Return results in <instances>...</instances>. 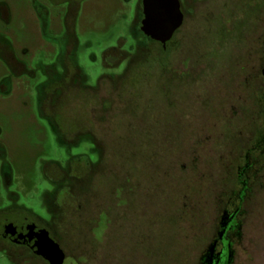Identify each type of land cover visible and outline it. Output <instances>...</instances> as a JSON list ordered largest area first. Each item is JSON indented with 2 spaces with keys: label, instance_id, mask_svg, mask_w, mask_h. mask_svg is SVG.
Returning a JSON list of instances; mask_svg holds the SVG:
<instances>
[{
  "label": "rangeland",
  "instance_id": "obj_1",
  "mask_svg": "<svg viewBox=\"0 0 264 264\" xmlns=\"http://www.w3.org/2000/svg\"><path fill=\"white\" fill-rule=\"evenodd\" d=\"M180 3L160 57L134 37L141 0H0V223L52 221L64 264H200L238 191L263 128L264 0ZM241 211L230 264H264V170Z\"/></svg>",
  "mask_w": 264,
  "mask_h": 264
},
{
  "label": "flooded vegetation",
  "instance_id": "obj_2",
  "mask_svg": "<svg viewBox=\"0 0 264 264\" xmlns=\"http://www.w3.org/2000/svg\"><path fill=\"white\" fill-rule=\"evenodd\" d=\"M188 1L189 0H184L185 5L190 7V5L187 4ZM195 1L198 3H204L208 0ZM254 1L258 3V0ZM254 1L251 0L253 6L259 4L258 6L262 7L263 0L258 4L254 3ZM185 18L186 15L184 14V22ZM183 26L184 23L180 29H182ZM170 42L167 43V51H169L168 45ZM67 44L68 45L64 47L62 58L63 60L65 59L62 62L64 69L67 68L66 62L68 63L70 61L73 54L72 46L69 43ZM7 54L9 57L8 59H10L9 53ZM9 65L11 73L13 74H20L23 69V65L19 62H11ZM69 65L70 63H68V67H70ZM262 75L264 77V69L262 70ZM176 80L179 81V79ZM178 84L181 85L183 83L180 82ZM260 131L263 132V134L261 136H255L254 143L244 153L237 165L235 188L238 187V191L233 193V197L228 200L224 209L221 211L215 234L212 236L204 254L201 256L200 264H230L231 262L233 246L240 235L242 216L241 206L244 202L245 194L249 190L257 173H261L264 170V124ZM103 213L104 212H101L100 214ZM9 214L10 215H5L4 221L0 223V241L6 245L5 247H0V251H2L3 254L7 258H10L15 264H22V262L24 263L25 261H30L31 264H40V261L49 264L44 258L37 254L39 243L38 236L40 235L41 230H46L49 232L50 238L56 242L48 227L52 221L47 222L42 220L24 209L10 210ZM10 225L13 226L12 231L14 234L7 233V227ZM27 254L28 256L24 257V255ZM21 256L22 258H20Z\"/></svg>",
  "mask_w": 264,
  "mask_h": 264
},
{
  "label": "water",
  "instance_id": "obj_3",
  "mask_svg": "<svg viewBox=\"0 0 264 264\" xmlns=\"http://www.w3.org/2000/svg\"><path fill=\"white\" fill-rule=\"evenodd\" d=\"M143 18L140 31L150 40L160 44L166 50L167 43L184 23V14L180 0H141ZM13 226L7 227V233L14 234ZM37 254L49 264H64L66 254L49 236V232L41 230L38 236Z\"/></svg>",
  "mask_w": 264,
  "mask_h": 264
},
{
  "label": "trees",
  "instance_id": "obj_4",
  "mask_svg": "<svg viewBox=\"0 0 264 264\" xmlns=\"http://www.w3.org/2000/svg\"><path fill=\"white\" fill-rule=\"evenodd\" d=\"M142 18H143V15H142V6H140V8H139V14H138V21L137 22L135 21V23L133 24V34H134V37L135 38H143L144 39V42L146 41L148 43L157 44L156 42H154V41L150 40L149 38L145 37L143 35V33L140 31V22H141ZM144 42L138 41L137 48L130 55L129 64H128L129 71L135 70V68H139V65L141 66L144 63V62L138 63L137 62L139 60L138 58H143L142 60L144 61V59L146 57H148L147 56L148 54H147V52H145L146 50L144 49V46H143L144 45L143 44ZM158 45L162 49V46L160 44H158ZM167 52H168L167 50H163L162 49V52L159 54L160 57L163 56ZM262 117H263V113H262ZM263 124H264V120H263ZM262 134H263V132L259 131V133L257 135L261 136Z\"/></svg>",
  "mask_w": 264,
  "mask_h": 264
}]
</instances>
